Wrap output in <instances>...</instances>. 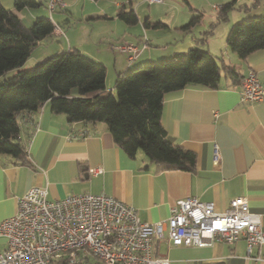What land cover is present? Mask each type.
Wrapping results in <instances>:
<instances>
[{
  "label": "crops",
  "instance_id": "crops-1",
  "mask_svg": "<svg viewBox=\"0 0 264 264\" xmlns=\"http://www.w3.org/2000/svg\"><path fill=\"white\" fill-rule=\"evenodd\" d=\"M80 3L81 0L67 1L68 5L57 11L69 9V16L50 18L54 20L55 30L46 39L54 46L55 54L79 50L103 64L107 75L112 67L116 79L118 74L198 46L212 53L219 64L233 68L238 77L231 78L223 72L216 89L190 86L163 97L162 126L174 145L196 154L194 172L166 169L163 164L151 163L142 151L130 157L115 143L105 123H70L66 115L54 114L49 102L35 113H22L18 118L20 141L27 151L28 162L0 154V223L16 214L18 199L28 190L46 187L49 200L79 194L111 195L136 208L139 218L147 223L166 220L181 199L197 197L214 202L222 211L229 207L232 199L245 197L250 210L261 215L264 230V101L246 103L241 101L240 95L241 82L250 72H254L264 86V50L239 59L226 41L237 20L231 21L229 17L227 22L213 27L218 22L216 16L217 20L213 19L209 27L203 14L194 8L187 13L183 10L180 14H171L176 0L152 4L165 9L163 16L145 18L150 23H162L158 27L166 29L157 32L160 36H156L155 41L148 32L155 26L146 27L145 20L140 21L143 4L149 5L145 0H140L136 6L134 0H84ZM79 6L80 15L75 9ZM120 7L134 9L137 24L141 23L143 30L124 28L125 34L119 36L120 42L116 43L118 34L111 24L119 19ZM25 13L32 21L38 16L46 17V13L24 9L20 14L22 20ZM199 13L202 17L187 29ZM76 15L80 19H76ZM218 32L221 36L216 41ZM122 43L135 45L137 56L129 60L127 53L119 52L116 45ZM47 51L36 55L35 62L43 60ZM23 69H27L26 66ZM3 81L0 78V83ZM106 87L113 92V87L107 84ZM95 169L101 172L91 174ZM6 248V239L0 237V253ZM260 251V259L249 257L243 239L234 244L182 246L170 250L166 244H160V255L167 256L170 264H264V246ZM252 252V256H257L259 248L254 247Z\"/></svg>",
  "mask_w": 264,
  "mask_h": 264
},
{
  "label": "trees",
  "instance_id": "trees-1",
  "mask_svg": "<svg viewBox=\"0 0 264 264\" xmlns=\"http://www.w3.org/2000/svg\"><path fill=\"white\" fill-rule=\"evenodd\" d=\"M235 2L218 8V22L213 27L228 21ZM42 5L38 0H14V10H9L0 1V78L16 71L0 83V154L28 162L27 151L20 141L18 118L22 113L37 112L49 102L52 112L66 115L70 123H105L115 143L130 157L142 151L151 163L194 172L196 154L174 145L162 126L163 97L190 86L216 89L221 74L226 72L236 79L235 70L219 64L208 50L191 48L169 59L118 74L114 94L106 87V67L79 50L46 57L35 68L23 69L34 50L55 30L48 17H38L31 27L20 17L24 9ZM117 16L127 25H136L139 21L132 8L120 7ZM201 17V13L194 16L186 28L190 29ZM144 24L146 27L162 25L150 23L149 19ZM226 41L229 49L242 60L264 50V15L233 23ZM54 264L68 263L58 260ZM77 264H90V259Z\"/></svg>",
  "mask_w": 264,
  "mask_h": 264
},
{
  "label": "built area",
  "instance_id": "built-area-1",
  "mask_svg": "<svg viewBox=\"0 0 264 264\" xmlns=\"http://www.w3.org/2000/svg\"><path fill=\"white\" fill-rule=\"evenodd\" d=\"M149 4L163 0H146ZM66 7L64 0H50L51 13ZM116 49L135 58L138 48L123 44ZM241 101H264V86L254 72L241 82ZM216 160L219 156L216 152ZM100 169L91 170L97 175ZM0 237L7 248L0 264H77L95 259L102 264H170L160 255V244L172 247H209L219 243H247L248 255L260 259L264 246L261 215L250 210L249 200L237 197L225 210L197 197L178 200L169 217L143 222L136 208L111 195L79 194L49 200L46 187H33L18 199L14 216L0 223ZM259 248L252 256L253 248Z\"/></svg>",
  "mask_w": 264,
  "mask_h": 264
},
{
  "label": "rangeland",
  "instance_id": "rangeland-1",
  "mask_svg": "<svg viewBox=\"0 0 264 264\" xmlns=\"http://www.w3.org/2000/svg\"><path fill=\"white\" fill-rule=\"evenodd\" d=\"M38 1L43 2V5L38 7V8H29V9L27 8L26 10H30V11L35 12V13H39V12L46 13L45 15L48 18H51V16H61V17L63 16V19H65L69 16V9H65L64 12L63 11L58 12L57 10H60V8H57V10H56L57 12L51 13L49 8H48V4H49L50 0H38ZM64 1H65V4L68 5L67 1H73V0H64ZM77 1H79V0H77ZM139 1L140 0H134V5L136 6L137 3H139ZM176 1H177V3H174V5H172L173 7L171 8V10H172L171 14H180L183 10H185V12L187 13V12L191 11V8H194V9H196V11H200L203 14V16L205 18V23L208 24L209 27H210L213 19H216V16L219 12L218 8H220L221 5H224L230 1H236L234 4V8L232 10H230V12H229V17H230L231 21H236V20L240 21L243 19H252L254 17H259V16L264 15V0H188V2H186V0H176ZM81 2L83 3L84 0H81ZM1 3L6 9L11 10L9 7H11L12 9L14 8V0H1ZM82 3H80L79 5H81ZM245 6H247L248 9H246ZM158 7H159L158 5L149 6L147 4H143V8L140 10V15H141L140 21L143 22L145 20V18L149 15L163 16L165 9L164 10L158 9ZM216 7H217V9H216ZM75 9L77 10L76 13H79V15H80L81 6L76 7ZM129 9L130 8H128L126 10H129ZM72 12H74V11H72ZM38 17H42V16H38ZM38 17H35L34 20L32 21V20H30L29 15L27 13H25V14H23V21L28 27H31L33 25L34 21ZM75 18L80 19V17L78 18V15H76ZM53 22H54V20H53ZM111 26L116 28V32L118 34V36H116V43L120 42L121 38L119 36L125 34V32H123L124 28H126L127 30H130V31L134 28L139 29L140 31L143 30L141 23H139L137 25H127L126 23H124L120 19H117L116 24H111ZM164 30H166L164 27H161V28H159V27L155 28L154 27V28H150V30H148V32H150V35L154 36L153 39L155 41L156 40L155 37L160 36V34H157V32L164 31ZM217 30L220 31L221 28L217 29ZM220 36H221V33L218 32L216 34V38L218 37L219 39L217 38L216 41L220 40ZM122 44H124V43H122ZM52 47H54V46L51 45V43H49V39H46L45 41H43L42 46H39L34 50L32 57H30L28 59V61L26 62V64L24 66H26V68L28 70L35 68V66L37 65L36 64L37 62H35V60H34L36 55H40L44 50H48L47 54H46L47 56H44V58L52 56L56 53ZM116 47H117V45H116ZM193 48L203 49L202 47H198V46L193 47ZM189 50L190 49H188L185 52H188ZM169 58L167 57L166 59H169ZM163 59L164 58H159V59L155 60L153 63L159 62ZM14 73H16L15 70L9 71L7 73L6 78L12 77ZM106 78H107L106 79L107 86L113 87V93L116 94V91L114 90V82H115L114 69L112 67H109L108 75ZM1 79L4 80L5 77H1ZM164 253H165V250L162 249V254H164ZM90 264H96L95 259H90Z\"/></svg>",
  "mask_w": 264,
  "mask_h": 264
}]
</instances>
